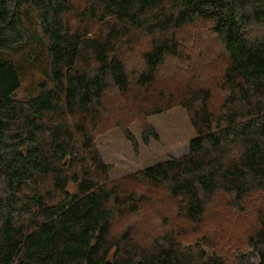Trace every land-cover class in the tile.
<instances>
[{
    "label": "trees",
    "instance_id": "obj_1",
    "mask_svg": "<svg viewBox=\"0 0 264 264\" xmlns=\"http://www.w3.org/2000/svg\"><path fill=\"white\" fill-rule=\"evenodd\" d=\"M204 24L225 61L214 83L188 85L177 101L195 134L184 154L137 177L162 186L191 224H203L219 193L237 208L229 219L252 216L229 261L203 241L183 246L177 231L141 244L130 229L112 230L142 210V194L109 179L94 144L112 126L107 93L148 107L160 67L188 51L179 33ZM27 43L46 70L33 96L16 97L20 73L0 58V264H264V0H0V53ZM126 50L141 51L130 75ZM141 138L158 135L147 125Z\"/></svg>",
    "mask_w": 264,
    "mask_h": 264
},
{
    "label": "rangeland",
    "instance_id": "obj_2",
    "mask_svg": "<svg viewBox=\"0 0 264 264\" xmlns=\"http://www.w3.org/2000/svg\"><path fill=\"white\" fill-rule=\"evenodd\" d=\"M29 30L32 34L33 26L29 27ZM179 39L182 41V48L186 46L188 51L181 59H169L160 67L151 88L154 91H150L148 107H139L133 95L132 98L121 100L120 96L117 95L114 99L112 92L107 93L109 96L106 103L109 106L106 104V107L110 110L105 116L112 118V126L97 134L94 144L103 161L111 166L109 179L120 180L123 183L121 186L127 191L129 188L137 189L138 194H142L143 201V208L138 214L125 212L116 217L112 230L118 232L125 228L130 229L141 244H150L151 240L168 230L177 231L180 233L179 239L183 246L203 241L208 252L217 251L229 261L234 247L240 244L242 237L244 238L252 225V216L240 221H236V218L229 219V212L233 217L232 213L237 208L231 207L228 204L229 198L219 193L216 199L207 205L203 224H191L176 216L174 199L162 186H151L147 181L137 177L140 176L138 172L144 167L169 157L180 156L187 151L188 143L195 132L187 111L178 105L177 101L188 85L207 86L208 83H212L213 74L221 71L224 66L221 65L225 61L222 57L224 52L207 25L190 26L179 33ZM136 40L135 38L133 41ZM138 45L137 50L141 46L144 47V40L141 39ZM131 47L136 50L134 44ZM31 49L34 50L32 44L27 43L16 49L15 54L7 56L5 52L0 53L1 59L11 58L20 73L22 85L15 93L19 99L33 96L38 91V84L46 75L45 62L43 63L41 59L35 62V54L29 52ZM140 53L141 51L130 53V50L123 52L121 58L129 75L132 69L140 67ZM156 91L160 94L157 95ZM162 93L165 96L172 93L174 98L167 101L164 97L160 98L159 95H163ZM212 96L215 104L219 103L223 94L213 89ZM155 103L161 105L160 111H152ZM147 125L155 129L158 138H150L145 144L141 134ZM125 127L138 143L137 152L133 150L131 142L125 135L128 131ZM201 237L206 238L197 240Z\"/></svg>",
    "mask_w": 264,
    "mask_h": 264
}]
</instances>
